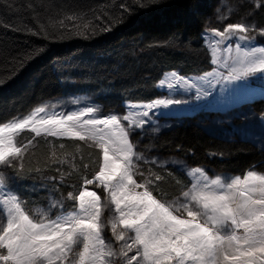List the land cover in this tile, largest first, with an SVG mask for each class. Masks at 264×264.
Wrapping results in <instances>:
<instances>
[{
	"label": "trees",
	"instance_id": "1",
	"mask_svg": "<svg viewBox=\"0 0 264 264\" xmlns=\"http://www.w3.org/2000/svg\"><path fill=\"white\" fill-rule=\"evenodd\" d=\"M230 24L250 26L244 35L264 47L259 31L264 8L254 7V0H0V126L49 106L67 110L91 104L101 115H122L126 102L163 96L157 84L164 73L199 76L209 71L212 57L202 35ZM263 109L259 96L226 109L162 114L143 129L128 128L144 157L138 164L144 175H134L135 180H154L151 169L161 180L148 187L157 199L171 202L183 200L181 190L191 186L189 168L201 167L224 180L249 170L264 174ZM14 139L21 154L15 167L3 171L24 211L51 220L61 212L49 207L53 201L62 199L70 210L77 202L68 200V193L87 187L101 197L102 235L119 253L124 241L115 239L108 222L115 215L110 196L95 182L84 183L102 164L96 142L36 136L27 129ZM133 255L135 249L128 252ZM106 259L113 264L123 260ZM73 260L77 256L70 254Z\"/></svg>",
	"mask_w": 264,
	"mask_h": 264
},
{
	"label": "snow or ice",
	"instance_id": "2",
	"mask_svg": "<svg viewBox=\"0 0 264 264\" xmlns=\"http://www.w3.org/2000/svg\"><path fill=\"white\" fill-rule=\"evenodd\" d=\"M254 7L264 8V0H254ZM249 27L230 24L223 32L214 30V34H246ZM259 31L264 34V29ZM237 62L240 66L230 69L229 79L264 74V48L245 51ZM166 75L176 83L161 79V88L172 90L188 83L177 73ZM181 103L178 99H156L143 105L140 112L104 118L92 116L94 109L89 107L34 119L37 112H45L44 107H38L17 122H4L0 126V216L5 210L6 216L0 222V264H113L106 259L113 256L122 257L121 264H264V174L249 170L243 179L237 177L228 182L205 176L202 185L193 183L181 190L183 200L171 202L157 199L148 187L161 180L151 169L149 177L154 175V180L147 178L144 183H137L133 178L144 175L138 171L144 157L136 151L127 129H143L144 118L154 108ZM85 116L89 118L82 119ZM122 120L128 122L127 128L122 126ZM98 126L110 134H102ZM26 128L36 136L43 131L51 136L96 141L102 151V164L94 180L86 179L84 183L98 182L97 186L108 192L115 212L108 222L115 239L124 241L119 253L102 235L105 224L101 221V197L95 191L69 192L67 199L77 202L70 210L64 209L62 199L53 201L49 207H58L61 212L47 222H34L22 209L19 194L11 189L3 168L15 167L13 162L21 148L14 144L12 135ZM188 174L204 176L199 168L190 169ZM140 188L143 191L137 192ZM240 230L242 234L238 235ZM126 233L133 235L126 240ZM77 245H82V250L74 252ZM134 249L136 255L129 257L128 252ZM70 254L78 260L69 261Z\"/></svg>",
	"mask_w": 264,
	"mask_h": 264
},
{
	"label": "rangeland",
	"instance_id": "3",
	"mask_svg": "<svg viewBox=\"0 0 264 264\" xmlns=\"http://www.w3.org/2000/svg\"><path fill=\"white\" fill-rule=\"evenodd\" d=\"M223 31L224 30H222L221 32ZM202 36L204 38L206 45L208 46L210 50L211 57H212L211 61H212L213 67L209 71L199 76L180 75L176 71H169V72L164 73L161 79H168L175 84L176 81L173 80L170 75H166V74L177 73L179 76L185 77L188 83L179 84L177 87L173 88L172 90H169L167 88L159 87L158 86L159 82H158L157 86L159 90L164 92V95L157 97L156 99H173V100L178 99V100H181L182 103L178 105L173 104L166 108L160 107V108H154L150 110L149 116L147 118H144L146 121L145 125L148 123H155L157 121V116L162 115V114L168 115V114H173V113H189V112L195 111L197 108H204V107L215 108V109H226V108L234 106L248 99H252L255 97H259V96L264 97V74L255 73L248 77H241L240 79H229L228 78L230 69L232 67L239 68L240 65L237 61L243 56V53L245 51H248L251 49H260L264 47L256 44L252 39L238 32L226 33L224 37H218V36H215L214 30H210V31L204 32ZM240 36H244L245 38L240 39ZM237 45H239V52L237 51ZM213 60H216L217 62L213 63ZM225 64L229 65V67H225ZM206 74H211V75H206ZM189 85H191V87ZM178 95H181V96L182 95L183 96L192 95V98L187 100L186 98L184 99L182 97H179ZM150 102H146V103L126 102L124 106V113L122 115L121 114L120 115L117 114V115L122 117L126 113L140 112L143 110L142 106ZM89 107L93 108L91 104L77 105L67 110H64L57 106L44 107L45 112L44 113L37 112L34 119H42L47 116H51L53 113H57L60 115L71 114L72 112H78L82 109H86ZM35 110H33V112ZM33 112H31L28 116H30ZM111 114H116V113L109 112L107 114L101 115L94 110V112L91 115L98 117V118H104ZM88 118H89L88 116H85L82 119H88ZM135 119H140V117H135ZM261 120L264 123V109H263V112L261 113ZM17 121L18 119L11 121V122H17ZM121 124L122 126L126 128L128 126L127 121L122 120ZM26 129L30 130L28 128ZM98 129L101 130L102 134H110L108 133L107 129H103V126H98ZM19 131L21 130H17L12 135L13 142L17 147L19 146L15 142L14 135ZM41 134H46V133L42 131ZM196 168L202 169L201 167H193V168H189L186 170V175L190 179L191 184L196 183V184L202 185L205 182V176L208 179L220 178L225 182H228L232 178H237V177L243 179L244 176L249 172L247 171L242 177L232 176L228 180H224L220 176H209L205 172L204 169H202L204 172V176L197 175V174H192L190 176L188 174L189 170L190 169L194 170ZM95 183L98 184V182H95ZM82 190L93 191L87 187H83ZM136 191L142 192L143 189L142 188L136 189ZM0 207H2V205H0ZM113 208H114V205H113ZM34 214L35 215L33 216H29L31 219L34 220V222H42V221L47 222L41 219L40 214L38 212H35ZM4 216H6V210L3 213V217ZM5 226H6V223H5ZM237 234L238 235L242 234V230L237 232ZM80 250H82V245H81ZM77 260H78V257H77Z\"/></svg>",
	"mask_w": 264,
	"mask_h": 264
},
{
	"label": "flooded vegetation",
	"instance_id": "4",
	"mask_svg": "<svg viewBox=\"0 0 264 264\" xmlns=\"http://www.w3.org/2000/svg\"><path fill=\"white\" fill-rule=\"evenodd\" d=\"M198 109H200V108H197L195 111H197ZM204 109H215V108H208V107H204ZM195 111H193V112H195ZM193 112H189V113H173V114H171V115H179V114H191V113H193Z\"/></svg>",
	"mask_w": 264,
	"mask_h": 264
}]
</instances>
